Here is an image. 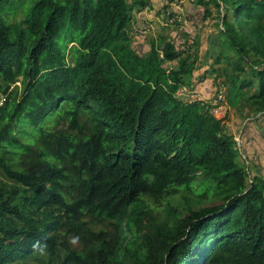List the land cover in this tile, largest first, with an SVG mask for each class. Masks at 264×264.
<instances>
[{"label": "trees", "instance_id": "trees-1", "mask_svg": "<svg viewBox=\"0 0 264 264\" xmlns=\"http://www.w3.org/2000/svg\"><path fill=\"white\" fill-rule=\"evenodd\" d=\"M212 1L230 9L226 44L262 59L249 100L264 111V0ZM149 3L0 0V264L52 247L55 207L113 229L77 264H264V181L220 119L179 99L189 57L164 40L148 56L130 44ZM250 85L233 76L230 104Z\"/></svg>", "mask_w": 264, "mask_h": 264}, {"label": "rangeland", "instance_id": "rangeland-1", "mask_svg": "<svg viewBox=\"0 0 264 264\" xmlns=\"http://www.w3.org/2000/svg\"><path fill=\"white\" fill-rule=\"evenodd\" d=\"M128 1L133 3L136 0ZM229 11L223 6L219 8L212 0H150L143 9L140 6L135 8L128 35L130 44L141 56H148L152 44L159 45L164 40L185 58L189 57L193 73L184 78V85L178 92L179 99L185 103L200 102L220 119L238 151V162L251 175L252 182L264 181V111L249 100L259 93V78L255 73L262 59L250 51L247 61L226 44L222 20ZM166 66L178 69V62ZM236 75L251 85L244 90L246 96L234 99L231 105L229 87ZM18 88H21L20 84L13 90ZM2 92L0 88V102L2 97L5 98ZM85 122L83 117L81 123ZM67 179L72 185V180L77 179L76 173ZM84 189L81 185L73 187V198L84 196ZM20 191L23 194L24 187L18 193ZM149 203L158 212L159 201L150 198ZM53 213L58 215L53 220L59 224L57 230L50 233L52 247L12 264H77L78 258L87 259L90 249L101 246L106 236L110 241L112 227L87 210L73 212L70 218L64 217L63 211L56 207Z\"/></svg>", "mask_w": 264, "mask_h": 264}, {"label": "built area", "instance_id": "built-area-1", "mask_svg": "<svg viewBox=\"0 0 264 264\" xmlns=\"http://www.w3.org/2000/svg\"><path fill=\"white\" fill-rule=\"evenodd\" d=\"M5 100H6V98H3V99L1 100V102H0V103H1V104H0V107L3 106Z\"/></svg>", "mask_w": 264, "mask_h": 264}, {"label": "clouds", "instance_id": "clouds-1", "mask_svg": "<svg viewBox=\"0 0 264 264\" xmlns=\"http://www.w3.org/2000/svg\"><path fill=\"white\" fill-rule=\"evenodd\" d=\"M3 99V98H2Z\"/></svg>", "mask_w": 264, "mask_h": 264}]
</instances>
